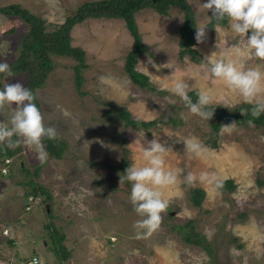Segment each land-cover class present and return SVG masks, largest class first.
Masks as SVG:
<instances>
[{
  "label": "rangeland",
  "instance_id": "rangeland-1",
  "mask_svg": "<svg viewBox=\"0 0 264 264\" xmlns=\"http://www.w3.org/2000/svg\"><path fill=\"white\" fill-rule=\"evenodd\" d=\"M83 1L0 0V5L18 3L41 17L45 29H53ZM187 1L195 16L193 46L200 52L201 62L192 61L188 54L178 55L177 28L182 21L179 7L171 5L167 14L149 7L134 13L141 40L147 45L134 67L148 75L153 90L132 83L122 67L133 39L121 18L86 17L71 26L70 43L83 49L86 63L80 70L78 88L73 78L75 59L50 54L52 67L43 84L33 91L45 125L57 129L65 147L60 157L48 154L44 164L36 160L34 147L23 143L8 154L12 157L8 172L0 173V264H25L32 254L39 264H264L261 127H250L248 119L239 118L231 133L222 132L227 124L212 127L207 120L191 114L179 96L169 90L178 80H184L191 88L213 92L218 104L229 109L243 102L222 80L202 71L206 57L211 55L239 59L232 49L241 44V38L231 31L227 20L218 32L217 24L207 25L206 39L198 44L196 27L209 19L208 10L202 7L207 0ZM26 28L19 17L0 13V62L16 56ZM257 65L264 71V61H245L246 67ZM16 82L26 87L27 74L0 75V90L5 83ZM166 107L167 119L162 121L159 117ZM121 108L134 118H156V122L146 128L125 126L117 114ZM14 109V104H5L0 122L9 124ZM61 109L71 115L64 116ZM154 137L168 148L166 167L183 172L176 185L162 189L170 206L162 213L160 228L147 238L137 239L133 225L141 217L130 201L131 182H119L127 167L145 163L140 145L146 146V141ZM191 137L205 149L201 155L185 148L184 141ZM212 141L216 142L214 146ZM122 157H126L125 168L118 166ZM35 166L36 177L31 173ZM189 172L197 176L192 185L184 182ZM201 173L231 178L234 187L217 190L214 183L199 180ZM30 176L48 191L50 199L25 211L21 204L27 185L22 181ZM191 186L204 189L199 206L189 200ZM179 226L197 241L185 240ZM52 228L62 235L64 257L53 251L57 244L51 237Z\"/></svg>",
  "mask_w": 264,
  "mask_h": 264
},
{
  "label": "clouds",
  "instance_id": "clouds-1",
  "mask_svg": "<svg viewBox=\"0 0 264 264\" xmlns=\"http://www.w3.org/2000/svg\"><path fill=\"white\" fill-rule=\"evenodd\" d=\"M202 7L212 11V18L217 21L216 32L220 31L219 22L227 19L231 31L241 38L242 44L234 45L232 49L239 59L211 55L206 57L207 65L202 66V71L210 78L222 80L228 89L239 94L244 103L252 105L250 115L253 119L248 124L254 127V119L264 114V71L259 65L246 67L245 61L252 58L264 61V0H207ZM206 26L201 24L196 27L195 39L198 44L206 39ZM0 73L11 75L8 62H0ZM169 90L179 96L191 114L207 121L213 116L214 107L209 108V105L219 103L215 94L209 90H196L197 100L193 102L188 93L194 89L184 80H178ZM35 100L33 92L21 83L4 84L3 90H0V110H3L5 104H14L15 109L9 124L0 122V145L15 148L23 143L25 147H34L36 160L44 164L48 160V152L43 141L45 138L58 139V133L55 127L45 125ZM61 111L66 117L71 115L67 109ZM233 129L234 122L223 125L221 131L231 133ZM14 136L19 139L13 141ZM184 145L196 155L205 151L196 137L186 139ZM167 151L168 148L155 137L146 141V146L140 145L145 163L142 166L133 164L127 167L125 176L120 177V184L125 180L131 182L130 201L134 211L141 217L133 225L137 239L147 238L160 228L162 213L170 206L162 189L176 185L183 172L180 168L166 167L164 156ZM196 180L197 176L192 172L184 178V182L189 185ZM199 180L214 183L217 190L223 187V180L208 173H201ZM31 264H39L38 259L34 258Z\"/></svg>",
  "mask_w": 264,
  "mask_h": 264
},
{
  "label": "trees",
  "instance_id": "trees-1",
  "mask_svg": "<svg viewBox=\"0 0 264 264\" xmlns=\"http://www.w3.org/2000/svg\"><path fill=\"white\" fill-rule=\"evenodd\" d=\"M177 6L182 11V21L177 28L178 38L177 45L178 55L182 57L183 54H188L189 58L194 62H201L200 52L193 46V31L195 28V16L190 3L187 0H86L78 5L75 11L66 15L63 21L53 29H45L43 20L41 17L30 12L25 7L18 3L11 2L0 5V13L5 15L17 16L22 19L26 24L27 28L20 37L19 49L16 56L8 61L12 73H26L27 82L26 88L31 90L34 94L33 89L43 84L46 74L52 67V61L50 54H59L64 56H70L75 59L73 64V78L75 86L78 88L82 79L80 70L86 63L84 62V51L80 46L72 45L70 43L69 30L74 23L82 21L86 17H115L121 18L124 21V25L127 28L129 34L132 36L133 42L129 49L124 55L122 67L127 74L129 80L138 85L139 87H145L154 89L148 79V75L142 71L137 70L134 65L137 57L142 53L147 45L141 40L140 33L138 32L137 25L134 19V13L143 7H149L159 14H167V9L171 6ZM209 19L206 22L209 27L217 24V21L212 18V11L208 10ZM227 19L219 22L220 25L226 24ZM5 73H0V75ZM193 91H189L188 95L192 98L193 102L197 100L196 88ZM35 95V94H34ZM36 97V96H35ZM38 106L37 99L35 100ZM213 106L209 105V108ZM238 110L242 111L241 119H253L250 115V109L252 105L241 102L237 106ZM115 109V108H114ZM117 114L120 119L123 120L125 126L130 127H142L146 128L156 122V118L151 119H140L134 118L130 115L129 111L125 108L117 110ZM170 120V118H169ZM214 128H217L220 123H210ZM254 125L261 127L262 133L264 134V114L259 118L254 119ZM46 150L49 155L54 157H60L62 150L65 147V141L63 139L49 140L44 139ZM216 144L212 141V145ZM13 154V148L7 147V145H0V162L6 156L11 157ZM12 158V157H11ZM11 163V160H10ZM127 164L126 157H122L118 163L119 167L125 168ZM38 166H35L31 173L34 177L37 176ZM25 172H29L27 168H24ZM8 172V167H7ZM1 173V174H6ZM223 187L218 190L232 189L234 183L231 178H224ZM22 183H25L27 187L22 192V209L25 211L33 210L35 206H38L42 201L50 199V194L46 189L33 177H28ZM189 200L192 205L199 206L204 195V189L199 186H191L188 191ZM25 206H28L25 208ZM44 210L45 207H44ZM50 212H46L49 214ZM189 222V220L187 221ZM187 222L185 223L187 225ZM52 224V223H49ZM190 225V222L188 223ZM182 229L184 238L187 241L196 242L197 239L192 237L188 230H185L183 226H179ZM52 238H56L54 243L56 247H53L54 253L58 257H64L66 251L60 244L62 238L61 233L57 232L56 229L52 228ZM9 241L12 243L13 239ZM208 252L210 249L207 248ZM35 256L32 254L31 256ZM37 258V257H36Z\"/></svg>",
  "mask_w": 264,
  "mask_h": 264
},
{
  "label": "water",
  "instance_id": "water-1",
  "mask_svg": "<svg viewBox=\"0 0 264 264\" xmlns=\"http://www.w3.org/2000/svg\"><path fill=\"white\" fill-rule=\"evenodd\" d=\"M212 107H214L213 116L208 120L209 123L231 124L242 116V111L238 109H229L219 104H214ZM167 112L168 107L164 109L163 114L159 119L165 121L167 119Z\"/></svg>",
  "mask_w": 264,
  "mask_h": 264
},
{
  "label": "built area",
  "instance_id": "built-area-1",
  "mask_svg": "<svg viewBox=\"0 0 264 264\" xmlns=\"http://www.w3.org/2000/svg\"><path fill=\"white\" fill-rule=\"evenodd\" d=\"M10 160H11V157H8V156H6V157H4V158L2 159V162H0V172H1V173H5V172H7V167H8V165H9V163H10ZM27 207H28V206H25V208H27ZM2 232H3V233L6 232V228H5V227L2 229ZM34 258L37 259L34 255L31 256L29 259H27V260L25 261V264H31V261H32Z\"/></svg>",
  "mask_w": 264,
  "mask_h": 264
}]
</instances>
